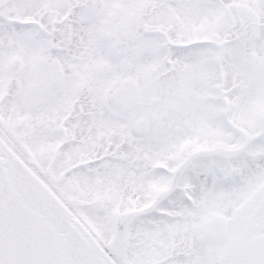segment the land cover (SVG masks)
<instances>
[{
    "label": "snow or ice",
    "instance_id": "1",
    "mask_svg": "<svg viewBox=\"0 0 264 264\" xmlns=\"http://www.w3.org/2000/svg\"><path fill=\"white\" fill-rule=\"evenodd\" d=\"M0 264H264V0H0Z\"/></svg>",
    "mask_w": 264,
    "mask_h": 264
}]
</instances>
